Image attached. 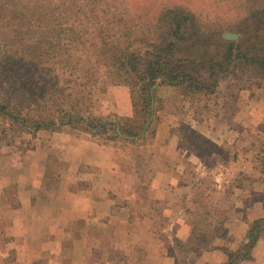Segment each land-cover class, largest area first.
I'll use <instances>...</instances> for the list:
<instances>
[{
  "label": "trees",
  "instance_id": "trees-1",
  "mask_svg": "<svg viewBox=\"0 0 264 264\" xmlns=\"http://www.w3.org/2000/svg\"><path fill=\"white\" fill-rule=\"evenodd\" d=\"M149 1L0 0V90L19 96L20 106L44 100L51 105L35 115L24 114L33 131L67 125L98 137L112 130L108 138L117 139L118 126L124 136H136L149 117L150 88L158 79L189 95L212 94L220 80L229 76L247 86L264 83V0H231L241 9L231 25L220 29L239 33L237 41L214 34L220 23L213 16L216 8L210 5L225 0H196L197 4L193 0H161L148 10ZM133 22L139 26L137 32L130 26L136 24ZM137 36L142 37L141 49L134 45ZM196 45L202 47L198 54L185 49ZM69 64H83L88 69H71L69 76L76 74L77 83L65 101V95H53L69 89L68 83L73 81L67 78ZM95 76L129 93L132 117L109 121L91 115L85 86L92 85ZM13 111L10 102L0 98V116L15 120ZM9 120L10 125L16 122ZM263 231L264 218L255 220L247 241L234 252L227 251L229 258L224 264L249 259ZM190 236L191 246L185 251L202 254L207 234ZM175 241L182 249V242Z\"/></svg>",
  "mask_w": 264,
  "mask_h": 264
},
{
  "label": "crops",
  "instance_id": "crops-1",
  "mask_svg": "<svg viewBox=\"0 0 264 264\" xmlns=\"http://www.w3.org/2000/svg\"><path fill=\"white\" fill-rule=\"evenodd\" d=\"M192 122L198 124V121ZM174 133L169 126H161L155 133V162H151L148 168L151 170L157 165L153 179H137L139 175L135 168L126 173L119 159L115 158L113 145L90 132L71 128H67V134L54 132L49 135L59 142L51 144L49 154L43 160L38 161L40 152L37 147L31 151L33 163H28L25 158L23 162L11 164V176L14 172H21L15 180L3 176L4 170L0 167V259L6 252L14 251L15 264H33L46 252H54L57 244L61 249L62 234L67 229L72 231L65 222L68 219L70 223L72 220L80 221V235L90 234L89 241L95 240L89 251L97 250L101 245L98 236L103 232V220L118 218L122 220L123 227L114 234L127 241V246H122L125 247L122 249L135 251L139 247L152 255L140 264H180L179 245L172 238L164 245L158 240V235L169 234L182 241L184 234L200 232L213 235L205 244L203 253H190L193 256H188L185 264L226 263L229 258L227 251L237 250L243 240L247 241L252 223L264 218V174L255 164L245 160L243 150L235 148L231 152L235 157L226 166L222 161H216V152L204 155L202 159L197 147L180 146V136L178 133L174 136ZM197 133L217 150L226 144L237 145L242 141L231 131L201 130ZM52 149L63 153L67 168L57 187L48 188L43 177L47 175V160ZM174 154L175 161L172 158ZM177 155L192 161L189 169L194 173L190 181L185 178L188 168ZM207 159L216 163L209 164ZM241 172L249 176L243 179L241 175L239 178ZM130 173L133 180L125 179L124 174L128 176ZM234 181L237 184L232 186ZM197 191H203L204 197L199 193L193 199ZM212 194V203L220 210L210 213L220 220H210L211 224L206 228L186 226L187 215L183 208L199 204L202 198L209 201ZM134 204H139V207ZM160 220L169 223L165 226ZM136 237H142L141 242L136 243ZM129 258L126 264H136L135 254ZM239 264H264V231L251 249L250 258Z\"/></svg>",
  "mask_w": 264,
  "mask_h": 264
},
{
  "label": "rangeland",
  "instance_id": "rangeland-1",
  "mask_svg": "<svg viewBox=\"0 0 264 264\" xmlns=\"http://www.w3.org/2000/svg\"><path fill=\"white\" fill-rule=\"evenodd\" d=\"M160 1L161 0H150L148 5H146L147 9L150 10L152 7L155 8ZM193 2L197 4L196 0H193ZM239 5V3H233L231 0H225L222 3L212 2L210 8H216L213 9L212 12L214 18L220 23L218 29L225 25H231L234 22L236 12L241 9ZM203 6H205V4H203ZM217 9H220L221 11ZM133 23L136 24H130V26L134 25L133 31L137 32V27L139 26H137V22ZM140 29H142V27H140ZM162 30V28L159 29V31ZM215 32L216 33L214 34H217V36L222 38V34L225 32L235 33L237 34V38L232 41H237L239 39V33L232 30L220 29ZM210 33L206 36L210 35ZM141 39V36H137L136 39H134V45H136L135 47L138 49L143 48V45L139 44ZM185 49L188 53L198 54L201 52L202 47L201 45H196ZM74 66H76V71L80 72L88 69L86 68V65L83 64H69L67 67V78L73 81L68 83L70 85L68 90L63 88L61 91H55L53 96L62 98L63 95H65V101H67V93L72 89H75L73 86L77 83L75 80L76 74L69 76L71 69L74 71ZM95 77L96 79L92 82V85L89 87L85 86L86 91L91 98V115L105 118V120L109 121L118 119L123 121L125 117H132L134 113L129 93L121 86L109 85L106 82H101V77ZM65 83L67 82L65 81ZM155 83L156 86L151 92V88ZM155 83L150 88V92L154 97L153 119L143 134H141L142 129L136 136L126 137L121 134L119 127L117 126L116 132L118 133L119 138H108L111 136L110 134H112V130L107 132L105 136L100 137V139L106 143L113 145L115 149V158H117V160L119 159L118 161L121 164L123 171L126 173L128 171L131 172L132 168H135L139 175V178L137 177V179H153L156 174L155 166L157 165L155 164L154 168L152 167L151 170L148 168L151 162H155L153 161V154L155 153V151H153L155 133L161 126H169L171 131L175 132L173 134L174 136H176L177 133L180 136L181 140H179L178 144L180 146H185V148H192L193 146L197 147L202 159L205 158L204 155H210L212 152H216L215 154H218L216 161H222L224 165L227 166L229 165V162L233 161V157H235L231 156V152L237 148L240 149V151L243 150L242 155L245 160L255 164L257 169L264 174V83L258 86L255 84L247 86L245 85L247 83L244 81H238L236 78L229 76L221 79L215 92L208 95H189L184 92L181 87L162 83L160 79ZM6 87L7 86L4 85V88ZM6 93L7 91H5V89L2 91L0 90V98H4L10 102L11 107L14 109L13 114H15L16 117L15 120H13L6 115L0 116V167L4 170L3 176L12 177V179L15 180L21 172H14L11 176V174H9L11 164L20 161L23 162L26 160L25 158H27L28 163H30V161L33 163L34 159L31 151L35 150L37 147L40 152L38 161L41 159L43 160L49 154H47V152H49L48 148H51V144L59 142L57 139L50 138L49 135L54 132H64L67 134V128L69 127H67V125H62L61 128L57 130L38 129L33 131L32 126L25 121L24 114L35 115L37 110L51 106L50 102L47 103V101L45 102L44 100L41 104L40 101H38L37 104H33V102L29 101V103H23V106H20L19 96H15L16 94L13 95L12 93L7 95ZM191 101L193 103H191ZM151 105L152 100L150 104V113ZM209 118L211 120L208 122ZM9 119L16 122L10 125ZM193 120L198 121V124L193 123ZM2 128L3 130H1ZM201 130H212L218 131L219 133L221 131H231L236 136H240L242 141L238 142L237 145L226 144L220 150H217L211 142L197 133V131ZM239 144H241V146H239ZM172 158L175 161L176 155L174 154ZM178 160H180L185 167L187 166L188 169L185 171V178L190 181L193 178L194 173V171L189 169L191 168L192 161L186 159L185 156H178ZM192 160L195 161L196 159L193 158ZM216 161L212 159V163H216ZM206 162L212 164L209 159H207ZM47 163L49 168L47 170V175L45 174L43 177L44 183L48 188H51V186L57 187L67 168V163L63 160V153L57 149H52L48 156ZM241 175L243 179L249 176H246L241 172L239 178H241ZM124 178L133 180L132 173L128 176L127 174H124ZM237 178L238 176H236V181ZM234 184L236 185L237 183L234 181L232 186ZM204 186L206 185L204 184ZM199 193L204 197L203 191H197L192 198H196L197 195H200ZM173 194L171 196H174ZM213 199L214 194L208 198L209 201L211 200L210 202L205 201L202 198L201 200L199 199V204L191 205V207L187 209L185 206L183 209L186 212L187 220H185L184 224L189 227L203 226V228H206L211 224L210 220L211 222L213 219V222L220 220L218 217L217 219L212 217L210 213L212 210H220V207L215 206L212 203ZM134 205L139 207V204ZM191 208L194 210L191 211ZM121 221L122 220L118 218L111 221H108L107 219L103 220V232L102 235L98 236V240L99 238L101 239V245L97 250L93 249L92 251H89V246L92 242H95V240L89 241L91 238L90 234L89 236L80 235L78 232L80 221L77 222L76 220H72L70 223V220L68 219V221L66 220L65 222L66 224L68 223V226L70 225L72 227V231L67 229L65 233L62 234V248L59 249V244H57L54 252H46L43 255V258L33 262V264H126V262L130 261L129 257L132 254H135V258L138 259L136 260V264H140V261L144 262L145 260L150 259L152 255L149 256L148 251L145 249H139V247L136 248L135 251H131L127 248L122 249L127 246V241L124 238L121 239V237H116L114 234V232L123 227ZM160 221L161 224H164L165 226L169 223L167 220ZM205 233L207 234L206 240L208 242L213 234ZM190 235L191 234L183 235L184 239L181 241L183 247L182 249H177L180 264H185L187 257L190 256L192 258L193 256L185 251V249H188V247L191 246L189 241L191 237ZM171 238L172 241L177 244L172 235H158V240L164 245H166ZM119 239L121 240L119 241ZM141 240L142 237L135 238L136 243L141 242ZM15 261V252L9 251L1 257L0 264H15Z\"/></svg>",
  "mask_w": 264,
  "mask_h": 264
},
{
  "label": "water",
  "instance_id": "water-1",
  "mask_svg": "<svg viewBox=\"0 0 264 264\" xmlns=\"http://www.w3.org/2000/svg\"><path fill=\"white\" fill-rule=\"evenodd\" d=\"M222 36L226 40H234L235 38H237V34H235V33H229V32L223 33ZM155 86H156V83L152 86L151 92L154 90ZM151 100H152V105H151L150 117L147 120V122H146V124H145V126H144V128H143V130L141 132V134H143L147 130L148 126L150 125V123H151V121L153 119V110H154V107H153V101H154L153 94H151Z\"/></svg>",
  "mask_w": 264,
  "mask_h": 264
}]
</instances>
